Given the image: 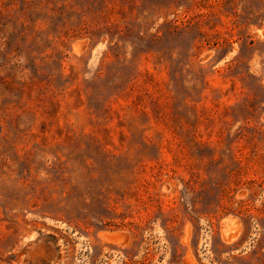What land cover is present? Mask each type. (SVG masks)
Segmentation results:
<instances>
[{
  "label": "rangeland",
  "instance_id": "374dc122",
  "mask_svg": "<svg viewBox=\"0 0 264 264\" xmlns=\"http://www.w3.org/2000/svg\"><path fill=\"white\" fill-rule=\"evenodd\" d=\"M0 264H264V0H0Z\"/></svg>",
  "mask_w": 264,
  "mask_h": 264
}]
</instances>
